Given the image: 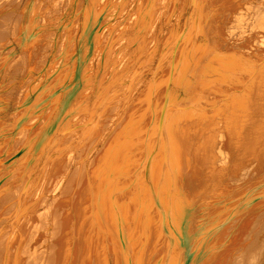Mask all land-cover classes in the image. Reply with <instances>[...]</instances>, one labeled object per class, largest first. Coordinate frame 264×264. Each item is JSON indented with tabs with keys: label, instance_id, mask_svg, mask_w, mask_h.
I'll use <instances>...</instances> for the list:
<instances>
[{
	"label": "bare ground",
	"instance_id": "1",
	"mask_svg": "<svg viewBox=\"0 0 264 264\" xmlns=\"http://www.w3.org/2000/svg\"><path fill=\"white\" fill-rule=\"evenodd\" d=\"M28 1L33 10L35 0ZM151 2L147 0V9L142 6L140 10L149 12ZM197 5L198 0L187 1L190 11L185 26L192 24L191 16ZM20 23L17 31L23 44L34 35L35 26L24 27L22 21ZM94 23L95 29L98 17ZM261 34L259 44H253L252 51L243 56L242 61L228 62V70L238 75L222 78L221 86L210 85L217 95L225 94L224 98L193 93L195 78H189L185 72L178 89L169 92V82L175 77L172 69L164 81V94L159 103L153 101L155 87L148 83L144 112L150 119L149 124L141 127L146 129L140 137L141 150L135 151L131 143L121 142L120 137L125 132L119 134L114 147L104 150L110 155L104 174L96 168L103 152H97V157L91 160L89 174L83 162L71 167L72 160L81 158L95 143L76 144L78 138L73 137L86 136L84 129L102 114L113 87L104 89L103 83L99 87L89 77L86 90L93 91L98 107L88 118L91 122L76 126L65 125V117L58 118L60 109L51 115L42 107L56 92L58 95L64 90L61 99L65 103L85 90L86 77L83 79L77 65L70 74V82L60 84L57 90L55 87V93L46 94L45 87L36 88V85L29 90L21 102V112L34 104L38 107L34 113L42 114L34 125L25 124L28 113L18 116L12 132L21 126L26 130L34 128L43 139L44 148L38 156L33 154L30 164L25 165L22 189L0 192H5L0 195V264H101L102 261L106 264L108 248L112 253H123L118 258L121 264H157V256L150 262L147 259L149 253L157 249L152 243L158 233L165 238V247L160 253L162 264H264V190L258 189L264 185L261 178L264 171V29ZM256 50L258 55L253 54ZM0 52V59H9L13 54L5 51L7 54L2 55L5 53L2 49ZM85 54L84 49L80 58ZM170 64L172 68L174 62ZM125 88L122 89L125 91ZM99 94L102 98L97 101ZM220 102L226 104V109L218 118L215 108H219ZM204 104L210 105L202 109ZM75 105L77 103L70 112L76 110ZM207 109L215 111L209 114ZM189 111H195L192 120L187 115ZM43 117L45 119L39 122ZM182 117L185 119L180 123ZM216 124L221 131L213 130ZM70 132L72 138L67 139L66 134L69 136ZM191 139L195 140V145L190 144ZM71 140H75L78 149L71 160L60 159L63 151H69ZM213 140L221 142L217 145L222 152L219 158L211 157ZM63 143L65 147L60 146ZM51 151L53 157L49 155ZM47 156L52 157L48 169L43 172L41 169L40 179L27 191L24 187L35 177V171ZM208 156L213 159V172L205 174L200 165L209 161ZM68 169H71L69 173ZM117 169L121 170V175L119 172L116 175ZM108 174L112 176L111 181H105ZM218 175L227 179L225 183L222 180L223 187L233 185L231 192L227 188V193L220 195L222 201H228V207L215 205L218 198L214 191L199 189L203 185L201 177L214 182ZM91 176L92 185L88 179ZM70 178L73 179L68 185ZM113 179L117 185L114 190L111 188L115 185ZM102 183L106 184L105 189L101 188ZM141 202L149 206L139 208L136 204ZM141 221L144 232L140 234L136 227ZM101 224L109 225L108 229L104 231L99 227ZM233 240L237 243L236 250L231 248ZM232 249L236 254L231 253ZM221 250L226 252L217 253Z\"/></svg>",
	"mask_w": 264,
	"mask_h": 264
},
{
	"label": "rangeland",
	"instance_id": "2",
	"mask_svg": "<svg viewBox=\"0 0 264 264\" xmlns=\"http://www.w3.org/2000/svg\"><path fill=\"white\" fill-rule=\"evenodd\" d=\"M187 1L152 0L150 11L145 13L140 8L143 6V9H147V0H35L33 10L28 0H0L2 7L0 11V50L13 52L9 59H0V103L2 104L0 106V112H2L0 114V152H2L0 155V192L16 191L20 187L22 189L26 174L25 165L30 164L32 161L30 157L33 154L38 156L44 148L43 139L36 131H33V127L32 130L30 128L26 130L21 129V126L12 132L17 124L18 116L28 113L25 124L34 125L37 117L42 114V112L34 113L38 110L34 104L26 106L28 110L21 112L23 110L21 102L35 85L36 88L45 87L44 93L46 94L55 93V87L57 90L60 84L70 82V74L75 65L79 67L83 79L84 76L86 77L85 90L70 97V100L65 103H62L64 101L61 99L64 90L58 95L56 92L43 105L42 110L52 115L60 109L58 118L65 117L64 124L68 126L81 125L83 122L89 123L88 118L92 115L93 109L97 110L98 107L93 91L86 90L89 86V77L95 80L99 87H101L100 83H103L104 89L109 86L113 87L102 114L84 129L86 136L78 137V134L73 137V139L78 138L76 144L95 142L81 158H76L71 162L72 168L83 162L87 174H89L91 160L97 157V152L103 153L100 155L96 168L102 170L103 174L107 171L106 166L110 155L104 150L107 147H114L121 133L125 132V135L120 137L121 142L131 143L135 151L141 150L139 149L142 141L140 137L141 134H145L146 130L141 127L145 126L150 119V115L144 112L147 107L148 83L154 85L152 98L153 101L159 103L164 94V81L170 76L171 69L174 70L175 77L169 82V92L178 89L181 76L185 72L189 78H195L194 87L191 90L193 93L197 91L203 95L216 94L218 99L224 98L225 94L217 95L210 89V85L221 86L222 78L237 76L238 73L228 70V62L242 61V57L252 51V45L259 44V39L262 38L260 31L264 29V0H198L196 10L191 16L192 24L185 26L184 22L190 11ZM97 17L98 24L94 29ZM21 21L24 27L35 26L34 35L25 40L23 44L20 43L17 31ZM179 36L180 39H178ZM84 49L86 54L80 58ZM6 52L2 55L7 54ZM253 54L258 55V50ZM78 61L81 62L80 65ZM172 61L174 65L171 68ZM120 82H124L123 85H119ZM202 85L208 88H201ZM121 86L122 88L127 86L125 91ZM102 94L98 95L97 101L101 100ZM113 94L115 95L112 96ZM91 95L93 98L90 97ZM75 103H77L76 110H79L70 112ZM209 105L201 106L203 109V106ZM225 105L220 102L219 110L215 108L219 115L218 118L223 115ZM215 110L207 109L206 111L210 114ZM187 115H189V120H192L195 118V111H189ZM184 119V117L180 118V123ZM133 125H135L134 128H132ZM213 130L221 131L222 129L216 124ZM6 135L11 136L6 137ZM72 135L71 132L69 136L66 134L67 139H71ZM74 141L68 142L72 143L69 151H63L60 159L71 160L76 148L78 149ZM211 143L210 145L214 148L211 157L219 158L222 152L217 145L221 142ZM190 144L195 145V140L191 139ZM49 155L52 156V151ZM47 157H45L47 160L41 161L40 169L35 171V177L31 179L33 181L30 180V183L26 185L27 188L24 187L27 191L32 188L34 182H38L44 169H48L47 166L53 156L50 159ZM211 157L208 156L207 164L200 165L201 172L205 174L213 172ZM43 162L46 163L43 164ZM70 170L68 169V173ZM114 172L115 170L112 176ZM118 172L121 175L120 169H117L116 175ZM262 175L260 176L264 179V171ZM112 176L105 175V181H111ZM220 176H216L217 179L213 180L214 182L203 180L205 176L201 177L203 185L199 189L205 190L204 192L214 191L218 198L215 205L227 206L228 201H222L220 195L224 191L227 193L225 190L227 188L231 192L233 185L224 184L223 187L222 180L225 183L227 179H224L225 176L222 178ZM72 179H69L68 185ZM88 179L92 185L94 180L92 176ZM114 184L111 187L113 190L117 188L116 183ZM101 188L105 189L106 184L102 183ZM258 189L264 190V185ZM196 195L192 194V197ZM136 205L139 208L149 206L148 203L143 202ZM199 205L207 206L206 203ZM99 227L105 231L109 225L101 224ZM111 228L114 227L111 226ZM136 230L140 234L144 232L142 221L141 225H137ZM163 238L161 233L156 235L152 246H157V249L155 253H149L147 262L157 256V264H162L160 253L165 247V238ZM237 243L233 240L231 248L236 250ZM225 252L221 250L217 253ZM236 252L233 249L231 251L235 254ZM256 254L253 253V255ZM119 255L123 253H112L109 248L106 249L105 263L121 264L118 262Z\"/></svg>",
	"mask_w": 264,
	"mask_h": 264
}]
</instances>
